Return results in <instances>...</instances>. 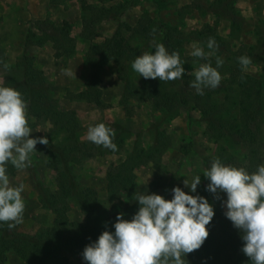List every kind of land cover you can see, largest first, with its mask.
Segmentation results:
<instances>
[{"label": "rangeland", "instance_id": "obj_1", "mask_svg": "<svg viewBox=\"0 0 264 264\" xmlns=\"http://www.w3.org/2000/svg\"><path fill=\"white\" fill-rule=\"evenodd\" d=\"M219 1L0 0V19H3L2 14L5 13L6 18L4 20H23L27 30L34 31L32 33L35 37L41 36L43 38V33L46 36H53V40H45V43H49L52 47L54 44L62 45L58 51L62 53V56L56 57L65 66L64 69L72 70V64L77 67L78 72L72 76L73 90L64 86L70 82L68 75H61L59 78L56 76L58 84L55 85L54 80H52L55 77L50 79L42 69L39 70L42 71L47 80L43 86L46 84L52 86V95H55L54 97L58 100L57 105L62 110L73 111L80 125L78 132L80 140L91 145L92 142L86 138L88 127L103 121V116L107 115V110L118 105L117 109H111L114 111L111 113L115 119L110 123V128L115 131L116 137L123 140L119 149L120 152L113 153L108 152L107 148H100L102 150L99 154L92 158L82 159L78 157L81 160L76 168L79 173L80 184L87 191L85 192L92 191L88 194H91L90 196L94 199L98 217L103 221L102 232L105 230L114 232L113 225L116 222L117 212L123 204L120 196L110 199L107 195L105 173L111 164L123 160L134 146L136 150H134L133 156L139 154L137 151L139 149L143 151L148 149L152 150L154 161L151 160L134 169L137 190L125 193L129 195V201L132 196L135 197L136 193L158 194L166 200H171L173 198L172 189L180 187L187 194L206 198L214 209L213 218L216 215V205H218L222 217L225 216L224 213L227 210L223 205V201L227 199L225 193H219L220 199H215L214 194L206 190L210 181L203 174L210 168L213 159L219 158L221 163L226 166L243 167L249 174L256 172L259 166L264 165V126L257 134L250 136V138L246 137L247 141L239 140V142L232 141L229 143L228 140L218 138L211 133L201 112L192 103L179 107L174 117L170 119L166 117L163 120L162 114L155 111L149 102L139 101L132 97L126 98L125 102L122 101L123 84L119 78L120 68L115 63L104 64L99 70V77L95 78L94 81L90 66L84 61L83 55L90 45L100 43L105 37L111 36L116 29H119L126 36L125 33H130L131 29L147 22H153L156 25L163 24L168 29H174L176 34L180 31L183 35L180 37L182 40L180 52L177 53L183 61L184 73L194 74L201 64L208 62L191 55L193 45L202 47L206 53L210 51L207 48L209 39L197 32L207 27L219 41H224L222 44L225 48L222 49L223 52L217 55L216 51L215 55L210 57L213 67H216L217 57L223 60V65L217 69L222 78L227 76L228 71L234 70L235 66L236 68L240 67L241 73L253 78L264 75V0H230L236 15L232 20L230 11L227 16L221 12H214ZM99 7L108 8L110 11L105 13L102 11L101 17L97 20L99 16L97 8ZM106 15H114V18ZM104 16L106 17L103 18ZM86 18L97 21L88 25L89 30L85 33L95 31V35L91 40L82 41L84 45L82 47L77 42L78 39H84L79 34L83 29L82 19ZM68 24L69 26H67ZM0 34L2 35V32ZM155 36V39L152 40L153 47L147 45L142 50L141 55L144 52L154 53V45L161 44L157 42L162 36L161 33H157ZM33 39L36 40V38H31V40ZM27 45L24 43L23 50H11L17 54L11 64L4 61V50L0 49V67L2 68L0 72L6 76L4 82L0 79V86L18 90L28 107V100L25 98L27 94L24 92L26 80L21 77V71L17 65L24 55L31 56L32 62L34 61L35 55L25 49ZM71 47L73 54L70 57L74 56V58L69 61L70 57H65V55L70 52ZM54 55H56L55 50ZM241 56L251 58L252 63L247 68L242 69L238 62V58ZM58 65L60 66L61 63H57L55 67H59ZM131 65L128 69L129 75L134 82L139 84L144 78L139 76ZM71 72L73 73V71ZM98 79L100 80L99 83H97ZM171 82L167 81L169 85L173 86ZM97 85L101 89L102 100L110 108L108 106L97 107L83 100L80 96L82 91L94 93ZM27 118L29 127L32 129L30 138H47V135H50L48 141L63 140V133L51 127L49 122L32 115H27ZM162 140L165 141V145L160 143ZM235 141H238V138H235ZM47 145L37 143L36 152L30 154L31 166L24 170H17L14 177L8 175L12 186H18L21 183L25 185L22 192L25 202L23 222L13 227L14 230L23 234L31 235L40 225H47L53 221V214L49 208L41 207L36 189L37 184L41 188L44 186L50 192L56 189L55 169L46 166L47 153L43 147ZM161 150L163 151L160 153ZM224 158L227 159L226 162H222ZM197 175H200V184L197 186L196 192L193 193L184 186L183 181L186 179L190 184ZM149 189L150 191H148ZM64 203L69 206V218L71 220H85L80 204L73 194L70 193ZM229 224L232 235L225 239V244L232 239L238 230L231 221ZM208 227L211 226L208 224L207 229ZM208 231L210 233V229ZM63 254L68 257L72 264H87L82 255L73 254L72 251H64ZM57 262L54 257H49L44 264H57ZM5 264H24V262L14 252H7Z\"/></svg>", "mask_w": 264, "mask_h": 264}, {"label": "trees", "instance_id": "obj_2", "mask_svg": "<svg viewBox=\"0 0 264 264\" xmlns=\"http://www.w3.org/2000/svg\"><path fill=\"white\" fill-rule=\"evenodd\" d=\"M220 0L215 7V13L221 12L227 16L230 14L231 20L236 17L233 10L232 1L224 2ZM84 7H87L84 5ZM99 16L102 11L110 9L105 7L97 8ZM232 12V13H231ZM104 15V14H103ZM113 17L114 15H106ZM104 16L103 18H105ZM116 18V17H115ZM97 20L90 18L82 19L83 29L80 37L91 40L95 31H88L90 24ZM69 26V24L67 25ZM147 22L134 29L126 36L119 30L105 37L100 43L90 45L83 55L85 64L91 69L92 78L95 81L99 77V70L106 63L113 62L120 68L119 78L123 84L122 101L128 97L136 98L139 101L149 102L155 111H159L164 120L174 117L178 108L192 103L201 112V115L208 124L211 133L218 137L228 140L231 143L247 141V138L257 134L264 126V75L253 78L239 71L240 67L228 71L227 76L221 79L215 89L204 88L203 95L197 94L195 88L191 86L195 80L194 74L184 73L180 79L172 80L173 86L159 79H143L139 84L134 82L129 75V65L141 55L142 50L148 46L153 47L152 40L157 33L161 37L157 42L163 44L171 54L173 51L180 52L181 34H176L172 29ZM154 30V31H153ZM30 32V33H29ZM34 31L27 30L25 34V44L28 43L43 45L53 36L33 35ZM84 32V33H83ZM206 38H214L218 44L217 55L221 54L225 48L223 42L219 41L215 34H211L207 27L197 31ZM31 38H36L31 40ZM71 40V39H68ZM60 44H54L55 56H62ZM155 46V45H154ZM73 54L72 47L65 57ZM64 56V55H63ZM31 56H23L21 62L17 63L21 71V77L26 80L24 88L28 100L27 115L39 117L50 123L51 127L60 130L64 138L60 141H48L49 145L43 147L47 153L46 166L55 169L54 191H49L44 186L41 188L36 185L38 199L42 208H49L53 214V221L47 225H40L33 234H23L20 231L9 229L7 223L0 222V264H5L7 252H14L24 264H44L49 257L57 259V264H72L64 251H72L73 254L82 255L85 246L94 243L102 233L103 221L97 214V207L91 193L80 184L79 173L76 168L82 159L92 158L99 154L103 146L80 140V125L72 110H62L57 105L58 100L52 95V86H43L47 82L42 71L36 68ZM231 68V66H230ZM99 79L98 82L99 83ZM94 93L82 91L80 96L97 107H105L106 103L101 98V89L97 85ZM42 90V91H41ZM221 94V96H220ZM234 108V109H233ZM233 109V111H232ZM169 121V120H168ZM111 127V124L105 123ZM97 123V124H99ZM161 123V121H159ZM254 130V131H253ZM238 138V141H235ZM50 140V135H47ZM113 142L117 145V151L107 149L108 152L119 153L123 140L114 137ZM165 145V141H160ZM90 144V143H89ZM135 146L119 163L111 164L105 173L106 193L110 199L121 197L123 204L118 213H123V218L131 220L132 216L138 211L139 204L132 196L126 192H134L136 187V176L134 169L144 165L149 161H154L152 150L139 151L135 153ZM163 150L160 151V153ZM78 157H81L78 159ZM156 161V160H155ZM227 159H222L226 162ZM223 164V163H222ZM15 168L9 163L7 174H13ZM37 182V180H35ZM81 187V188H80ZM84 192H82L81 190ZM86 191V192H85ZM75 196L80 204L82 213L85 215L84 221L71 220L69 218V206L64 203L69 194ZM217 202L216 200H214ZM215 207L216 215L209 223L210 233L203 245L192 253L187 254L184 259L187 264H252L247 256L242 252L243 241L239 230L236 231L232 239L225 244V239L231 236L230 220L226 216L222 217L218 205ZM207 227V226H206ZM209 232V231H208Z\"/></svg>", "mask_w": 264, "mask_h": 264}, {"label": "clouds", "instance_id": "obj_3", "mask_svg": "<svg viewBox=\"0 0 264 264\" xmlns=\"http://www.w3.org/2000/svg\"><path fill=\"white\" fill-rule=\"evenodd\" d=\"M154 47V53L138 56L132 69L145 79L165 82L180 79L184 68L179 53L170 54L163 44ZM207 48L210 51L206 53L202 47L193 45L191 52L193 57L208 61L195 71L191 84L199 95L204 94V88L218 87L222 79L217 69L223 60L217 57L216 67L210 62L218 50L214 38H209ZM238 62L242 69L252 63L247 56L239 57ZM30 133L22 94L0 86V222L7 223L9 229L23 222L25 185H11L8 165L17 170L30 167V154L36 152V144H48L47 138H30ZM114 137L115 131L104 123L89 126L86 134L87 140L95 145L117 151ZM203 175L210 181L206 190L215 199H220L219 193L226 194L224 214L240 232L244 255L252 264H264V165L249 174L243 167L226 166L214 158ZM183 183L194 193L200 175L190 184L186 179ZM172 193L171 200L158 194L136 193L139 208L131 220L118 213L114 232L105 230L94 243L85 246L83 259L87 264H187L184 257L198 250L209 235L206 226L214 216V209L203 196L187 194L180 187H174Z\"/></svg>", "mask_w": 264, "mask_h": 264}, {"label": "crops", "instance_id": "obj_4", "mask_svg": "<svg viewBox=\"0 0 264 264\" xmlns=\"http://www.w3.org/2000/svg\"><path fill=\"white\" fill-rule=\"evenodd\" d=\"M5 13L2 14L3 19H0V33L2 32V35L0 34V49L4 52L3 53V57H4V61L6 63L11 64L12 61H14L13 59H15V56L17 54L13 53L11 50L17 49V50H23L24 48V43H25V34L27 31V26L26 24H24L25 22L23 20H19V21H12V20H4V18H6V15H4ZM79 41L77 42V44L82 45V47L84 46L82 41H87V39H78ZM77 45V47H78ZM26 51L32 53L35 55L34 57V66L38 69H42L45 73V75H47L48 78L54 80V84H58L57 83V79L62 75V76H66L68 75L70 78L68 81V83H66L64 86L70 88V90H73V85H72V76H75L77 71V67H74L73 64L71 66L72 70H69L67 68L64 69V65L62 64V62H60V59H58L55 55H54V49L53 47L49 44V43H45L43 45H36V44H29L27 46H25ZM16 50V51H17ZM81 51V50H80ZM74 56L70 57L69 61L73 60ZM3 60V59H2ZM73 62V61H72ZM57 63H61V65L59 67H55ZM0 70H2V68L0 67ZM66 70V71H65ZM69 71H73L74 74L69 75ZM58 78H57V77ZM6 76L0 72V79L1 81L4 80ZM4 82V81H3ZM2 82V83H3ZM55 96V95H54ZM107 102V101H106ZM87 104V103H86ZM108 108L109 105H107ZM118 108V105L113 106V108H110L109 110H107V115H104V120L103 122H106L108 124L112 123L115 119V116L111 113V111L115 110ZM113 109V110H111ZM114 112V111H113ZM112 116H114L112 118ZM17 169H15L13 174H10V177H14ZM22 175H24L22 173ZM150 191V189L148 190ZM153 193V192H152Z\"/></svg>", "mask_w": 264, "mask_h": 264}]
</instances>
